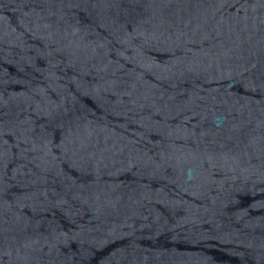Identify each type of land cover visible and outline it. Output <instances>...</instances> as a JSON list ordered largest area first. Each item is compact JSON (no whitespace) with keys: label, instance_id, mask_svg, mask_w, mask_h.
<instances>
[{"label":"water","instance_id":"95a60500","mask_svg":"<svg viewBox=\"0 0 264 264\" xmlns=\"http://www.w3.org/2000/svg\"><path fill=\"white\" fill-rule=\"evenodd\" d=\"M0 264H264V0H0Z\"/></svg>","mask_w":264,"mask_h":264}]
</instances>
